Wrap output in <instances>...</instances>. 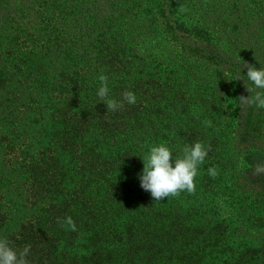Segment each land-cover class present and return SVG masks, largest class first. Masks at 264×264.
I'll return each mask as SVG.
<instances>
[{"label":"trees","instance_id":"obj_1","mask_svg":"<svg viewBox=\"0 0 264 264\" xmlns=\"http://www.w3.org/2000/svg\"><path fill=\"white\" fill-rule=\"evenodd\" d=\"M244 62L264 67V0H0V237L29 264H264ZM102 74L136 104L108 113ZM195 142V194L154 201L142 158Z\"/></svg>","mask_w":264,"mask_h":264},{"label":"clouds","instance_id":"obj_2","mask_svg":"<svg viewBox=\"0 0 264 264\" xmlns=\"http://www.w3.org/2000/svg\"><path fill=\"white\" fill-rule=\"evenodd\" d=\"M181 11H186V9L182 6ZM243 68L247 69V80L244 84L251 95L239 96L241 107L247 108L255 105L257 108H264V67L257 68L255 65L244 62ZM99 80L102 83L97 96L101 102L106 104L108 113L122 109L126 103L136 104L137 97L132 91L122 93L121 100L110 98L108 77L102 74ZM205 123L211 126V121ZM209 150L210 146L206 148L202 142H195L193 145L184 146L182 155L176 156L165 144L151 146L148 154L142 158L144 168L140 176L141 187L151 193L154 201L178 197L182 192L195 194V178L199 175V168L205 162ZM208 173L213 178L218 175L215 167L209 168ZM58 223L71 231H78L71 216L58 219ZM30 250L31 246L28 245L23 250L17 251L7 238L0 237V264H29L27 257Z\"/></svg>","mask_w":264,"mask_h":264},{"label":"rangeland","instance_id":"obj_3","mask_svg":"<svg viewBox=\"0 0 264 264\" xmlns=\"http://www.w3.org/2000/svg\"><path fill=\"white\" fill-rule=\"evenodd\" d=\"M242 182L245 183L246 188L249 192H253L251 188L257 191L264 192V190L259 188H264V160L260 168H255L250 172L242 171L241 174Z\"/></svg>","mask_w":264,"mask_h":264}]
</instances>
